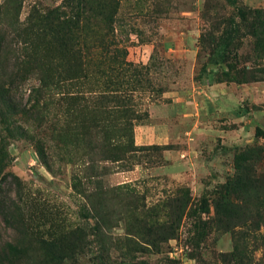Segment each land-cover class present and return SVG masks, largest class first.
<instances>
[{"label":"rangeland","instance_id":"obj_1","mask_svg":"<svg viewBox=\"0 0 264 264\" xmlns=\"http://www.w3.org/2000/svg\"><path fill=\"white\" fill-rule=\"evenodd\" d=\"M235 1L264 10V0ZM63 2L0 0V74L8 97L0 100V264H226L235 233L248 240L243 264H264L257 217L246 228L209 232L194 230L190 217L238 166L264 176V57L242 37L240 77L216 64L209 43L220 42L224 22L236 20L234 6L121 0L114 33L104 37L111 53L95 46V64L67 76L58 53L28 27L33 12ZM51 55L57 76L48 99L34 93L41 68L20 70L16 59L48 64ZM111 56L130 64L110 71ZM127 89L136 91L128 97L121 92ZM151 125L159 138L139 144L136 128ZM180 190L191 204L168 240V202L184 195ZM250 202L252 219L264 215L263 194L253 191ZM61 240L69 243L67 257L52 260L47 249Z\"/></svg>","mask_w":264,"mask_h":264},{"label":"trees","instance_id":"obj_2","mask_svg":"<svg viewBox=\"0 0 264 264\" xmlns=\"http://www.w3.org/2000/svg\"><path fill=\"white\" fill-rule=\"evenodd\" d=\"M229 4L233 5L237 11L236 20H231L225 23V30L223 38L220 42L213 40L210 44L216 46L217 62H223L226 64L229 71L235 73L237 76L243 77L245 72H238L237 64L240 58L239 49H241V38L248 36L253 42H256L262 57H264V10H251L246 7H242L237 1L229 0ZM121 6V0H64V2L53 9H43L42 11L33 12L28 21L29 29L33 30L35 37L49 50L57 52L61 61L64 62V73L69 76L75 69H82L86 66L95 64L94 57L91 56V50L99 45L101 51L109 54L111 53V46L113 44L107 43L104 40L105 36L114 33V25ZM224 25V24H223ZM113 30V32H112ZM106 32V35L103 32ZM103 36V39H102ZM110 44V45H109ZM212 51V49H211ZM124 57L128 52L125 49ZM100 53V52H99ZM101 57H106L100 53ZM104 55V56H103ZM212 55V54H211ZM57 56H50L47 59V63L39 64V60L25 56L23 58L16 59V67L20 70H29L30 65L39 66L41 71L38 73V86H34V93L50 99L51 94L49 91L55 87L54 81L57 76V72L52 65L56 66L54 60ZM123 57L122 52L119 53L117 58ZM259 57V55H258ZM98 58V57H97ZM113 56L106 58V64L110 71H114L115 68H123L129 66L125 60L122 62H112ZM113 64H115L113 66ZM96 66V65H95ZM249 73L256 80L254 73ZM7 76V75H6ZM5 75L0 74V100L8 102L7 92H5L4 84ZM241 80V79H240ZM129 91V92H128ZM136 90L127 89L121 92L127 94L134 93ZM38 101V100H37ZM46 108L49 102L46 101ZM48 109V108H47ZM139 119H136L138 121ZM131 125V126H130ZM128 126L126 122L127 131H131L132 124ZM261 131L257 132V135ZM126 147V146H125ZM124 147V148H125ZM254 150V149H252ZM134 151H139L134 150ZM257 161V159H256ZM1 165V161H0ZM254 168L250 165L249 169L245 167H237L236 174L227 179L226 183L219 186L213 194L208 197H204L196 205L191 216L193 217L192 228L194 230H205L209 232L213 228L222 231H232L236 227L246 228L247 224H252L253 220L264 223V215H256L253 219L251 216L252 203L250 202L252 192H257L264 195V176L257 175L252 172ZM184 194L183 190L178 192V195ZM191 204L190 195L185 193L181 197L168 202V240L174 239L178 235L183 216L186 210ZM212 209L214 213L212 214ZM235 211H243L241 215H235ZM206 216V218H204ZM239 221L238 225H233L234 221ZM257 224L254 232L258 233V240L263 241L264 246V234H262V224ZM148 235L153 233L152 229H147ZM205 232V235H208ZM203 235V237H206ZM235 235V245L233 252L226 255L223 262L226 264H243V255L248 240L244 236ZM192 238L193 240H195ZM68 242H71L70 238ZM61 244V245H60ZM69 244V243H68ZM67 241L61 240L59 243H52L47 249V253L51 252L52 260L67 257L68 249ZM66 250V251H65ZM65 251V252H64ZM58 258H56V257ZM110 259H104L101 264H113V262H107ZM254 261V260H253ZM250 264H258L251 262Z\"/></svg>","mask_w":264,"mask_h":264},{"label":"crops","instance_id":"obj_3","mask_svg":"<svg viewBox=\"0 0 264 264\" xmlns=\"http://www.w3.org/2000/svg\"><path fill=\"white\" fill-rule=\"evenodd\" d=\"M171 111L172 110L169 106L168 109L166 110V114L169 116ZM180 112L178 111L177 114H180ZM154 115H156V114H154ZM152 117H155V116H152ZM153 128H155V127H153L152 125L151 126H138L136 128L137 142L139 144L143 145V144L151 143L152 141L155 140V138L156 139L159 138V135L157 133L158 130L153 129ZM171 139H173V135H171V132L168 131V142L171 141Z\"/></svg>","mask_w":264,"mask_h":264}]
</instances>
